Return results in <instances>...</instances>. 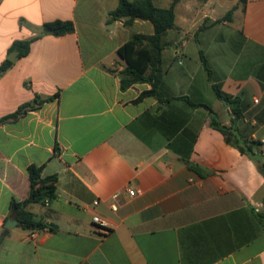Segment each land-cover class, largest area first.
I'll return each mask as SVG.
<instances>
[{"label":"crops","instance_id":"crops-1","mask_svg":"<svg viewBox=\"0 0 264 264\" xmlns=\"http://www.w3.org/2000/svg\"><path fill=\"white\" fill-rule=\"evenodd\" d=\"M118 3L0 0V65L15 41L32 40L0 75V119L38 100L0 124V264H264V175L212 127L208 109L230 128L232 111L213 85L239 98L236 134L258 141L264 155V0H181L162 39L163 101H137L150 84L121 88L118 49L154 27L112 19ZM232 9L231 20L214 23ZM55 20L72 21L74 32L42 35ZM186 25L198 43L203 32L234 25L240 45L233 55L192 47L181 36ZM31 165L58 178L54 200L27 207L48 224L36 238L19 222L5 227L15 219L11 200L28 197Z\"/></svg>","mask_w":264,"mask_h":264},{"label":"trees","instance_id":"trees-1","mask_svg":"<svg viewBox=\"0 0 264 264\" xmlns=\"http://www.w3.org/2000/svg\"><path fill=\"white\" fill-rule=\"evenodd\" d=\"M118 1L117 8L110 13L112 19H123L124 24L127 26L133 24L135 20L149 21L154 27L153 34L134 33L130 39L118 49L119 56L126 63L124 69L119 72L121 76V88L122 90H126L135 84H150L151 89L143 91L137 101H140L146 96H155L160 101H163L164 99L159 91V86L163 78L162 39L170 29L176 27L175 8L181 0H173L171 5L167 8L156 6L153 0ZM233 10L234 9L228 11L223 18L216 20L214 23L231 20ZM202 28H204V26ZM74 30L75 25L72 21L55 20L44 23L41 34L62 36L72 33ZM31 41L32 40L15 41L10 48V52H16L19 57L26 56L30 52ZM201 61L208 75L211 76V71L203 52H201ZM12 64L13 61L6 59L0 65V75L10 68ZM213 87L217 97L226 101L229 105L233 114V126L228 128L221 124L217 114L211 108H208L212 127L220 131L228 143L235 145L241 153L247 154L254 160L259 171L264 175V155L260 151L259 142L239 137L236 134L235 124L243 114L240 99L224 93L217 84H214ZM184 99L192 105H197L192 103L187 97ZM37 101L36 99L34 102L23 104L16 112L0 119V124L9 119L19 118L28 110L34 109L38 104ZM233 139H235V142ZM188 165L192 169L199 171V167L190 162H188ZM42 170V167H37L35 165L29 166L28 177L30 189L28 197L22 201L16 199L11 200V216L18 220L24 229L42 230L48 227V224L36 219L33 213L27 209L32 203H47L57 197V176L50 175L41 177ZM263 218L264 216L260 215V221L262 223L264 222ZM5 232L6 230L2 232L3 236Z\"/></svg>","mask_w":264,"mask_h":264},{"label":"rangeland","instance_id":"rangeland-1","mask_svg":"<svg viewBox=\"0 0 264 264\" xmlns=\"http://www.w3.org/2000/svg\"><path fill=\"white\" fill-rule=\"evenodd\" d=\"M190 27L191 26L186 25L184 30L181 31V36L184 40L188 37L191 40L190 46L192 47L204 46L208 50L224 48L233 55L234 45L239 46L241 42V38L236 32L234 25L217 26L215 28H211L209 31L203 32L200 43L194 40L195 29ZM220 33L223 35V39L216 40L215 35L218 34L219 36Z\"/></svg>","mask_w":264,"mask_h":264},{"label":"built area","instance_id":"built-area-1","mask_svg":"<svg viewBox=\"0 0 264 264\" xmlns=\"http://www.w3.org/2000/svg\"><path fill=\"white\" fill-rule=\"evenodd\" d=\"M129 196H135L136 194H138V191L135 189H130L128 192ZM99 202L95 201L94 205H98ZM93 222L97 225V227L100 229V231H102L103 233H108V229L106 226V223L98 216V215H94L93 216ZM37 236V230H32L30 232V237L31 238H36Z\"/></svg>","mask_w":264,"mask_h":264},{"label":"water","instance_id":"water-1","mask_svg":"<svg viewBox=\"0 0 264 264\" xmlns=\"http://www.w3.org/2000/svg\"><path fill=\"white\" fill-rule=\"evenodd\" d=\"M16 56H17V53L14 52V53L10 54V56L8 58H9V60L14 61ZM223 102L227 105L226 101H223ZM17 224H18V221L16 219L10 218L6 221L5 227L14 228ZM1 240H2V236H0V242H1Z\"/></svg>","mask_w":264,"mask_h":264}]
</instances>
